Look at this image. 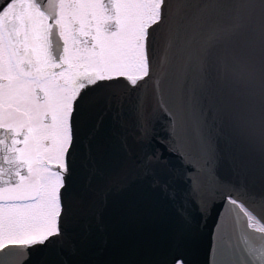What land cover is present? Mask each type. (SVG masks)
I'll use <instances>...</instances> for the list:
<instances>
[{
	"label": "snow or ice",
	"instance_id": "snow-or-ice-1",
	"mask_svg": "<svg viewBox=\"0 0 264 264\" xmlns=\"http://www.w3.org/2000/svg\"><path fill=\"white\" fill-rule=\"evenodd\" d=\"M0 4V264H26L36 246L58 264H83L106 230L109 197L136 181L171 204L184 228L192 203L201 226L220 206L207 264H264V168L237 164L225 174L220 146L228 121L264 157V15H244L243 0ZM169 54L184 58L176 87ZM212 82L250 87L258 104L205 108L200 94ZM161 110L170 117L161 143L181 170L148 150Z\"/></svg>",
	"mask_w": 264,
	"mask_h": 264
},
{
	"label": "water",
	"instance_id": "water-1",
	"mask_svg": "<svg viewBox=\"0 0 264 264\" xmlns=\"http://www.w3.org/2000/svg\"><path fill=\"white\" fill-rule=\"evenodd\" d=\"M243 2L246 4L241 10L244 15L255 18L264 15V7L261 6L260 0H243ZM4 3H7V0H4ZM2 6L0 4V7ZM169 55L172 67L169 69L168 81L170 86L176 87L179 84L184 58L179 54ZM159 72L158 67L157 75ZM152 87L153 85L150 84L149 91ZM251 92L252 89L243 84L222 85L212 82L200 95L205 108L219 106L224 111L232 112L244 111L254 103L258 104V98L254 100ZM105 120L110 130L111 114L106 116ZM169 121L170 117L162 110L153 116L150 120L152 139L147 147L150 152L158 149L162 158L168 160L171 168L181 170L180 156L169 152L168 145L161 143V140L168 139L169 133L166 127ZM221 132L223 173L230 174L233 166L237 164H242L251 171L264 168V157L258 152L249 151L228 121L223 123ZM135 150L139 151L140 146H135ZM126 166L130 173L136 171L131 161H128ZM176 186L186 187L179 178L176 180ZM219 211L220 206H215L207 224L201 226L200 211L197 205L192 203L188 212L193 223L188 228H184L173 206L153 191L147 181L133 182L127 191L114 193L109 197L104 219L106 230L103 234H96L94 243L80 259L83 264H146L148 261H154L156 264H171L174 256L182 255L186 264H207L210 238ZM222 225L224 238L231 239L235 225L227 217L223 219ZM177 241L178 246H174ZM30 251L31 255L26 264H58L57 258L50 250L36 246V250Z\"/></svg>",
	"mask_w": 264,
	"mask_h": 264
}]
</instances>
